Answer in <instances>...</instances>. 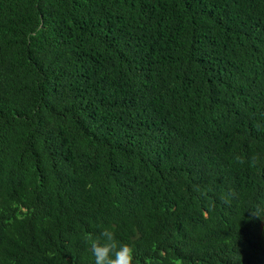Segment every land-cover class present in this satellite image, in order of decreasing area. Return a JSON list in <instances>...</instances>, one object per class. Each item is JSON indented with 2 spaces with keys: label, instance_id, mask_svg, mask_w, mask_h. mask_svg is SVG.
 <instances>
[{
  "label": "trees",
  "instance_id": "1",
  "mask_svg": "<svg viewBox=\"0 0 264 264\" xmlns=\"http://www.w3.org/2000/svg\"><path fill=\"white\" fill-rule=\"evenodd\" d=\"M105 227L264 264V0H0V264H95Z\"/></svg>",
  "mask_w": 264,
  "mask_h": 264
},
{
  "label": "clouds",
  "instance_id": "2",
  "mask_svg": "<svg viewBox=\"0 0 264 264\" xmlns=\"http://www.w3.org/2000/svg\"><path fill=\"white\" fill-rule=\"evenodd\" d=\"M236 160L241 164L245 162L240 157H236ZM256 163L257 157L253 156L250 161V167L255 166ZM86 239L95 258V264H133V246L119 242L112 227L103 228L95 239L91 236Z\"/></svg>",
  "mask_w": 264,
  "mask_h": 264
}]
</instances>
